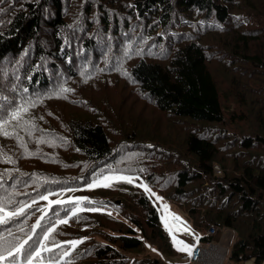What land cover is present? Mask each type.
I'll return each instance as SVG.
<instances>
[{
  "label": "trees",
  "instance_id": "trees-1",
  "mask_svg": "<svg viewBox=\"0 0 264 264\" xmlns=\"http://www.w3.org/2000/svg\"><path fill=\"white\" fill-rule=\"evenodd\" d=\"M125 87L171 120L161 140L145 127L126 133L117 109L115 128L105 126L111 116L91 107L88 90ZM55 98L77 113L56 115L48 105ZM21 105L22 120L0 130V206L24 207L0 224V237H30L19 264L41 240L46 250L34 260L59 264H168L148 252L132 259L145 242L178 255L150 197L128 183L94 188L87 206H118L116 187L126 186L130 194L117 197L124 207L134 202L122 214L135 228L79 212L76 227L50 230L73 205L47 209L49 195L60 200L52 193L117 173L158 188L195 230L215 227L216 240L233 230L230 262L264 264V0H0V123Z\"/></svg>",
  "mask_w": 264,
  "mask_h": 264
},
{
  "label": "rangeland",
  "instance_id": "rangeland-1",
  "mask_svg": "<svg viewBox=\"0 0 264 264\" xmlns=\"http://www.w3.org/2000/svg\"><path fill=\"white\" fill-rule=\"evenodd\" d=\"M88 87V86H86ZM121 88H115V89H110L107 90L105 92H101V91H89L88 93L90 95L95 96L94 101H93V106H91L92 108H96L98 111H101L103 113H107L109 114L111 117L109 119L105 120V126L110 127V125L115 128L114 126V118H113V109H117L119 117H120V124L123 125L125 123V125H123L125 132L127 133L128 131H131L132 129H140L145 127L146 129H150L151 130V135L153 137H156L158 139H162V133L165 129L169 128V125L172 124L171 120H169L166 116H164L163 114L159 113L153 106H151V104H147L146 102H144L143 100H140L138 96H134L132 91L128 88L125 87V91L124 92H120ZM85 91V90H84ZM83 91V92H84ZM99 92L101 94H99ZM88 98V100H90L91 98L86 96ZM115 100L110 104V101L112 99ZM92 103V101H91ZM48 105L56 111V115L60 114L61 116H63L65 119L68 118L71 114L77 113V109L74 107H70L67 104L62 103L59 98H55L51 101L48 102ZM64 109L63 113H61L60 110ZM93 110V109H91ZM89 117L92 118L95 115L88 113ZM96 120H100V119H96ZM103 121V120H100ZM118 123V122H117ZM63 124H55V127L58 128L60 126H62ZM179 126H181L180 124H177ZM152 128V129H151ZM167 132H170L169 129L167 130ZM134 134V132H132ZM138 138H141L140 136L137 135ZM151 136L148 137H143L141 139H151L153 140L155 143L157 144H161L162 142L153 138ZM115 141L117 142V138L114 136ZM117 145V144H116ZM119 146V144L117 145ZM116 146V147H117ZM221 176V175H218ZM106 177H114L115 179H112L110 181H108L110 186H114L117 184H127L128 182H126V180L122 179L123 177H128L132 179V183H128V184H133L136 187H138L139 189H141L145 194H147L152 203L156 206V208L158 209L159 215H160V219H161V224L163 226V228L167 231L166 227H165V216H168V223L169 226H171L173 224V221L171 220V215L174 214L175 216H178L181 218V220L183 222H185V224L188 226V228H190L191 230V234L193 233L192 230V226H191V222L192 219L188 213V211L181 207L179 204H177L176 202L166 199L164 198L160 191L158 190V188L152 187L144 178H139L137 175H135L134 173H117L115 174H111L108 175ZM104 178L101 179H95L92 180L90 183L85 184L83 186H73V187H67V188H62L56 192H53L52 194H57L60 191V196L59 199L60 200H56V198H53L52 195L48 196V201H45L47 204V209L51 208L52 205H73L72 206V211L70 212L69 216H65V218L63 219H58L57 222L51 226L50 230L54 229L56 226H58L62 221V220H66L67 224H69L72 227H76L74 224L71 223V218L74 216L73 215V211L80 209L79 211H76V214L79 212H100V213H107L110 214L112 216H114L115 218L119 219L120 221H122L125 225H131L132 227L135 228V225L127 220L122 212L125 210L127 212H129L131 214V210L135 211V205L134 202L131 201H125V205H127V207L122 206L120 203L121 199L120 197H117L118 195H120L121 193H127L130 194V190H128L126 188V186H117L116 190L118 195H114L116 196L115 201L117 202L116 205L118 206H113V205H103L102 203H100V205H96L95 207H88L87 203L85 202V199L83 197V193L86 192V190H88L87 193H92L94 188L99 189L100 187H104V186H100L98 185L99 181H103ZM96 184L97 186H92ZM90 186L92 187V189L90 188ZM108 186V187H110ZM145 186H147L148 189H150V191H145ZM58 195V194H57ZM95 196L91 195V204L93 205L96 200L94 199ZM54 199L53 202H51L50 200ZM126 199L128 200L129 197H126ZM34 204L36 205V208H39V198H33L32 199ZM56 201H60V203H56ZM75 201H82V203H75ZM89 204V205H91ZM165 205H167V210L165 209ZM33 206V205H31ZM43 206V205H42ZM41 206V207H42ZM91 209H95V211H92ZM42 210H45V205L42 208ZM13 212V211H10ZM75 214V215H76ZM51 216V215H50ZM33 223V222H32ZM31 223V224H32ZM62 224V223H61ZM30 225V224H28ZM94 229H98L99 228V232L100 231H105L109 234H113V232L109 231L108 229L99 227L98 225H93L91 226ZM8 231H5V233ZM168 232V231H167ZM217 233V231H216ZM169 234V232H168ZM176 235H178V237L180 239H185L188 241V236L190 235L189 233H185L182 230L181 231H177L175 233ZM220 234V240H216L213 238L214 241H219L218 243H220L222 246H228L229 250L227 251L225 257H224V261L222 264H236L234 262H230V250L232 249V245L234 243L235 240V232L231 229H224L221 232H219ZM140 235V234H139ZM47 236V235H46ZM170 239L172 240L171 235L169 234ZM94 238L97 239H101L100 236L98 235H94ZM25 240H29L28 238H26ZM81 241V240H78ZM146 243V251L142 252L140 254H130L131 258L134 259H142L145 258L147 255V252L150 253V255H152L153 257H155L156 261L158 262L159 259H163L167 262L168 259H174V257H168L166 258L163 254H161L156 248L152 247L150 244ZM41 244H44V240H41ZM40 244V245H41ZM72 244V243H70ZM39 245V246H40ZM37 247L34 251V253L36 251H40V253L42 254L46 249H41L40 247ZM57 246L55 247H48L49 250L51 249H56ZM154 249V250H153ZM34 253L32 255H34ZM213 253H216L215 251ZM22 253L18 256H12L9 257L5 260H1L0 263H4L5 261H8V263H18L22 262L20 261ZM41 256V255H40ZM39 258V257H38ZM29 259V258H28ZM28 259L26 262L22 263V264H28ZM35 259V258H34ZM32 260V264H59V261L56 263H52L51 261H44V260ZM216 264V263H215ZM242 264H254L253 261H246L245 263Z\"/></svg>",
  "mask_w": 264,
  "mask_h": 264
},
{
  "label": "snow or ice",
  "instance_id": "snow-or-ice-1",
  "mask_svg": "<svg viewBox=\"0 0 264 264\" xmlns=\"http://www.w3.org/2000/svg\"><path fill=\"white\" fill-rule=\"evenodd\" d=\"M62 92H68L71 91L70 89H62ZM27 108L21 105L19 108L13 110L11 112V115L8 117V119L4 120L3 123H0V130H3L7 124H9L11 121H17L20 122L22 120V113L27 112ZM26 123V122H25ZM3 135L8 136L10 135L7 131H3ZM43 143V141H41ZM23 146V144H22ZM115 179L114 177H104L103 181H99L98 185L108 187L110 186L108 181ZM122 179L126 180L128 183H132V179L128 177H123ZM92 186H97L96 184ZM145 191H150V189L145 186ZM43 199H47V197H43ZM91 203V201H89ZM56 203H60V201H56ZM75 203L79 204L82 203V201H75ZM165 209L167 210V205H165ZM80 209L74 210L73 215L76 214V211H79ZM92 211H95V209H91ZM24 207L22 206L18 211L14 212H6L4 207L0 206V224L6 223L11 217L18 216L23 214ZM171 220L173 221V224L169 226L168 223V216H165V227L169 234L172 237V241L174 246H176L177 251L186 252L189 256L192 255L193 248L192 246L186 244L184 241L177 239L176 232L177 231H183L185 233L191 234L190 228L181 220L180 217L175 216L174 214L171 215ZM61 223H67L66 220L60 221ZM12 234L9 233L8 236L0 237V260H5L9 257L20 255L24 251L25 244L28 243L27 240H21L18 243H13L9 240V236ZM47 236L44 237L45 240H47ZM30 239V237H29ZM81 241H72V246L75 247L77 244H79ZM41 249L45 248V245L39 246ZM154 250V249H153ZM67 253H65L66 255ZM41 253L40 251H36L34 255H30L28 259V264H32V260L34 258L40 257Z\"/></svg>",
  "mask_w": 264,
  "mask_h": 264
},
{
  "label": "built area",
  "instance_id": "built-area-1",
  "mask_svg": "<svg viewBox=\"0 0 264 264\" xmlns=\"http://www.w3.org/2000/svg\"><path fill=\"white\" fill-rule=\"evenodd\" d=\"M214 170L216 175H222L219 165H215ZM89 201L90 199H87V202ZM216 231L217 229L215 227L209 228L205 233L193 231V233L188 236L187 242V244L193 248L192 255L189 256L186 252L180 251L174 259L169 261V264H215L216 260L213 257L217 255L218 250H221L225 257L228 248L213 240ZM214 251L216 253H213ZM209 253L212 259H210Z\"/></svg>",
  "mask_w": 264,
  "mask_h": 264
},
{
  "label": "bare ground",
  "instance_id": "bare-ground-1",
  "mask_svg": "<svg viewBox=\"0 0 264 264\" xmlns=\"http://www.w3.org/2000/svg\"><path fill=\"white\" fill-rule=\"evenodd\" d=\"M210 255V253H209ZM215 260H216V264H222L224 261V254L222 253L221 250L217 251V255H214ZM210 259H212V256L210 255Z\"/></svg>",
  "mask_w": 264,
  "mask_h": 264
},
{
  "label": "clouds",
  "instance_id": "clouds-1",
  "mask_svg": "<svg viewBox=\"0 0 264 264\" xmlns=\"http://www.w3.org/2000/svg\"><path fill=\"white\" fill-rule=\"evenodd\" d=\"M87 192H88V191H86L85 193H83V195H86ZM191 226H192V230H193L194 232L205 233V232H203V231L195 230L194 227H193V225H192V222H191ZM213 238H214V237H213ZM187 242H188V241H187ZM218 242H219V241H218ZM218 242H217V243H218ZM226 247L228 248V246H226ZM228 250H229V248H228ZM179 252H180V251H179ZM176 256H177V255H176ZM174 257H175V256H174ZM170 260H171V259H168V262H167L168 264H169V261H170Z\"/></svg>",
  "mask_w": 264,
  "mask_h": 264
},
{
  "label": "crops",
  "instance_id": "crops-1",
  "mask_svg": "<svg viewBox=\"0 0 264 264\" xmlns=\"http://www.w3.org/2000/svg\"><path fill=\"white\" fill-rule=\"evenodd\" d=\"M177 236V239H179V240H182V241H184L186 244H187V240H183V239H180L179 237H178V235H176ZM167 262H168V260H167Z\"/></svg>",
  "mask_w": 264,
  "mask_h": 264
},
{
  "label": "water",
  "instance_id": "water-1",
  "mask_svg": "<svg viewBox=\"0 0 264 264\" xmlns=\"http://www.w3.org/2000/svg\"><path fill=\"white\" fill-rule=\"evenodd\" d=\"M156 263H158V262L156 261Z\"/></svg>",
  "mask_w": 264,
  "mask_h": 264
}]
</instances>
